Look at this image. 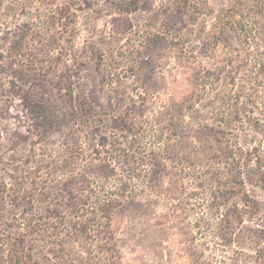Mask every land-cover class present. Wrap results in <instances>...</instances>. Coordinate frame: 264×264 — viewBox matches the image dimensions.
Here are the masks:
<instances>
[{"label":"rangeland","instance_id":"1","mask_svg":"<svg viewBox=\"0 0 264 264\" xmlns=\"http://www.w3.org/2000/svg\"><path fill=\"white\" fill-rule=\"evenodd\" d=\"M238 1L137 0L127 13L121 0H0V264L49 240L32 216L65 214L59 238L87 254L70 229L85 175L138 201L117 219L115 264H190L195 251L203 264H264V0H245L255 34L222 31L229 58L206 40ZM223 116L238 122L240 169L209 132ZM224 189L250 199L233 235L214 203Z\"/></svg>","mask_w":264,"mask_h":264},{"label":"trees","instance_id":"2","mask_svg":"<svg viewBox=\"0 0 264 264\" xmlns=\"http://www.w3.org/2000/svg\"><path fill=\"white\" fill-rule=\"evenodd\" d=\"M121 2V9L127 13H133L138 8L137 0H121ZM245 7V0L236 2L232 8L217 17L216 25L209 31L211 37L206 39L208 42L207 45L209 46V50L218 58L222 56L229 58L231 55L228 51L224 52V50H219L223 44L221 33L225 28L229 27L244 35L255 34L253 21L256 16L250 20L245 19ZM60 15L74 16V14H70L67 5L60 8ZM203 70L207 69L204 68ZM32 108L36 117L41 118L40 108L34 103ZM221 119L220 123L223 126L220 128H209L210 135L214 140L219 142L221 146L225 147L226 151L231 154L232 164H236L240 169L241 159L236 158L238 148L231 142V137L233 136L232 131L236 130V123L238 122H235L231 118L227 120L224 116ZM255 150L256 147L251 146L249 151L244 152L245 158L248 159L249 163H252L254 159H256L254 158ZM83 178H85L83 180H86V183L88 184L87 190L85 189L87 194L83 195L85 194V191L82 189L83 192H81V194L83 196H79V204H77L71 211V214L74 216L73 219H75L73 227L70 228L73 231L71 235H78V238L74 241L75 243L79 242L78 239H80V237L81 239L84 237L81 241L87 242L88 251L86 252L91 257L94 264H101L100 261L102 258L100 257H102L104 253H107L105 258L108 259L109 264H115L120 258V252L113 244V242L118 240L117 233L120 229V224L116 223L117 219H119L124 213L129 212V209L132 206L137 205L138 201L134 198L128 199L129 196L123 200L122 198L125 196L123 195L124 192H122V190L119 189L120 192L116 190L115 192H109L100 182H97L95 178H92L91 176L88 177V175H85ZM246 181L255 186L260 184L261 177L253 167L251 168ZM240 183H242V181ZM68 184V181H63L60 186L64 189ZM127 200L128 202H126ZM249 202L250 199H248L246 194L241 192L240 189L237 191L224 189L214 199V203H217V207L219 209H224L220 215L222 216L221 222L224 223L223 227H227L228 229L227 235L231 233L233 235V232H235L236 229H240L244 224L246 214L243 207L249 205ZM66 206L67 205H65V208ZM64 215L60 214L58 216L60 220L58 221L52 220L44 224L34 222L35 216H32L30 218L31 229L33 231L36 229L37 232H40L39 234L43 237L45 236L49 240L43 243L44 246L32 243V245H29L28 247L24 245L21 248L16 247L15 249H8L1 259L2 262L4 264H9V262H12L13 260L14 264H41V259L39 258V256H41L43 259L42 262L48 264H93L87 258V254L83 249H77L75 247L77 249L75 253H68V249L66 248L67 245H65L66 241L63 238H59L60 234L69 236L68 228L66 226L67 224H70L71 221L66 223ZM69 217H71V215H69ZM34 234H36V232ZM65 238L68 239L67 237ZM90 240L93 242L90 243ZM76 246L79 248V245ZM201 257V253L195 251L194 258L190 264H203ZM56 259L58 263L53 262V260Z\"/></svg>","mask_w":264,"mask_h":264}]
</instances>
